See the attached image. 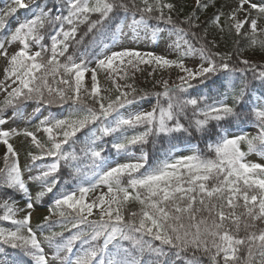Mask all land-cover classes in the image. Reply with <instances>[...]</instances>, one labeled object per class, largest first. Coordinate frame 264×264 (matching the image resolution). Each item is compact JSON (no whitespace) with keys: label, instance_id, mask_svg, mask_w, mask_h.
<instances>
[{"label":"snow or ice","instance_id":"obj_1","mask_svg":"<svg viewBox=\"0 0 264 264\" xmlns=\"http://www.w3.org/2000/svg\"><path fill=\"white\" fill-rule=\"evenodd\" d=\"M149 30L168 54L122 44ZM0 59V264H264V163L247 160L264 157V0H9Z\"/></svg>","mask_w":264,"mask_h":264},{"label":"rangeland","instance_id":"obj_2","mask_svg":"<svg viewBox=\"0 0 264 264\" xmlns=\"http://www.w3.org/2000/svg\"><path fill=\"white\" fill-rule=\"evenodd\" d=\"M8 2H9V0L0 1V9H3ZM23 14H24V11L21 10L19 13H17L16 19H22ZM169 43H170V41L168 40V34L167 33H165L163 39H159V38L153 39L151 37V30H149L148 33L141 32L139 40H134L133 37L129 36L127 39L122 41V44L124 46L136 48L143 53L152 52V53H155L157 55L168 54V52L170 51V49L168 48ZM145 58L147 59V57H145ZM3 65H4V61H3V59H0V69H2ZM125 70L128 71L129 75H131L132 69L130 68V66L127 67ZM151 71H153L152 67L147 66V65H143V64L139 65L138 69L135 70V75H136L135 82H137V79H139V80L144 81L146 83H148V82L153 83L152 77L148 76V72H151ZM172 75L174 77L175 73L173 72ZM165 77H167V73H165ZM157 78H159V77H157ZM0 80H3L2 71H0ZM99 80H100L101 87H110L111 86L105 81V77H104L103 72L99 73ZM129 82H131V81H129ZM0 99H3L2 95H0ZM32 107H35V105L34 104L30 105L28 110L31 111ZM44 114L47 115V112H45ZM244 131H248L251 134H255L256 129L253 127H249V128H246ZM22 141H23V138H21L20 141H17V144L20 145L21 147L23 146ZM196 147L197 146L195 144V145L185 146L184 148L176 149L173 151L171 156L178 158L181 155H189V154H191L192 150L195 149ZM2 153H3V147L0 146V155H2ZM137 155H139V154H137ZM121 157H123V158H121ZM115 160H118L119 162H127V156L126 155H119L118 158H116ZM247 160L252 161V162H257V163H264V157H261L256 153L249 154L247 157ZM21 161L22 162L25 161V157H24L23 153L21 155ZM99 191H105L106 192L107 189L106 188L100 189V190H98L97 194L99 193ZM131 207H132V210H136V208L138 206L132 205ZM46 214H47L46 207L39 208L34 213L32 223L42 221V217ZM0 226L11 227V225L7 222H0ZM101 243H102V241H101ZM126 247H127V245H126ZM74 251H75V253H79L81 251V249L78 247V248H75ZM73 259H75V255H73Z\"/></svg>","mask_w":264,"mask_h":264},{"label":"trees","instance_id":"obj_3","mask_svg":"<svg viewBox=\"0 0 264 264\" xmlns=\"http://www.w3.org/2000/svg\"><path fill=\"white\" fill-rule=\"evenodd\" d=\"M1 1V0H0ZM3 1H5V0H3ZM183 2H186V3H188V4H191L192 3V0H183ZM232 2V0H219V3L220 4H227V3H231ZM212 11H214V9H210L209 11H208V13H206L207 15H211V12ZM27 14L24 12V14H23V18L26 16ZM204 17L202 16L201 17V19H203ZM236 38H235V36H230V37H228V36H226V38L224 39V40H221L220 41V50L221 51H226V50H230L232 47H234V44H233V41L235 40ZM45 43H50V41H48V40H46L45 41ZM93 47H95V46H93ZM96 50L97 51H99V49L98 48H96ZM70 51L71 52H75L76 51V49L75 48H72V49H70ZM258 59V58H257ZM136 83V85L138 86V87H141V88H145V89H148V90H153L152 89V84L153 83H146V82H144V81H141V80H139V79H137V82H135ZM249 127H253L254 128V126L253 125H251V124H244V125H241L239 128H232V129H230L232 132H235V133H239V132H242V131H244L246 128H249ZM175 144H176V146L175 147H172L170 144H167V143H165L163 146H160V145H157L156 147H154L153 149H152V151L154 152V153H156V155L154 156V158H153V160H152V163L153 164H155V163H157L159 160H163V159H165L167 156H169V155H171L172 153H173V150H175V149H178V148H181V147H184L185 145L187 146V145H195L196 144V146L197 147H199V148H201V149H203L204 148V144L203 143H201V141L199 140V139H194V140H192L191 142H187V141H185V142H183V143H181V142H175ZM23 147V146H22ZM77 147H79V145H77ZM242 150H244V151H247V146L246 145H242ZM22 153H23V148H22ZM137 154H139V153H137ZM120 155H125V154H120ZM116 158H118V155H116V154H113L111 157H110V159H116ZM66 172H67V169H65V174H66ZM65 179H68L67 178V176L65 175ZM50 199H51V197H46L45 198V200H44V205L46 206L49 202H50ZM43 208V207H42ZM57 219H59L58 217H53V220H57ZM41 221H38V222H35V223H33L34 225L35 224H37V223H40ZM65 228H70L71 227V223H69V224H66L65 226H64ZM60 231H62V228H61V226L59 225V224H53V225H51V227L49 228V229H47L46 231H45V235H48V234H50L51 232H60ZM81 231H83V232H85V233H87V232H90V231H92V227L90 226V225H83L82 227H81ZM99 243H101V241L99 242ZM125 247H126V244L124 245ZM80 248L81 249V246L79 245V244H77V245H75V248Z\"/></svg>","mask_w":264,"mask_h":264}]
</instances>
